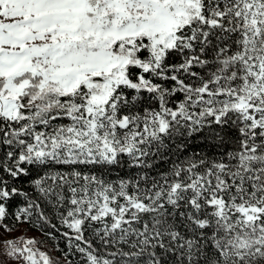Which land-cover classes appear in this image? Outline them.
<instances>
[{
    "label": "snow or ice",
    "instance_id": "6c2138e0",
    "mask_svg": "<svg viewBox=\"0 0 264 264\" xmlns=\"http://www.w3.org/2000/svg\"><path fill=\"white\" fill-rule=\"evenodd\" d=\"M0 264H264V0H0Z\"/></svg>",
    "mask_w": 264,
    "mask_h": 264
},
{
    "label": "trees",
    "instance_id": "16d2710c",
    "mask_svg": "<svg viewBox=\"0 0 264 264\" xmlns=\"http://www.w3.org/2000/svg\"><path fill=\"white\" fill-rule=\"evenodd\" d=\"M27 227H28L27 225H22V226H20V231H21V232L24 231ZM14 234H15V235H19V233H14ZM28 235H29V236L37 235V233L29 231V232H28ZM48 243H51V242L49 241ZM55 254H56V255H59L58 252L55 253Z\"/></svg>",
    "mask_w": 264,
    "mask_h": 264
}]
</instances>
